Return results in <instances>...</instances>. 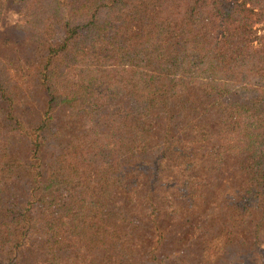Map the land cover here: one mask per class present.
<instances>
[{
    "label": "trees",
    "instance_id": "obj_1",
    "mask_svg": "<svg viewBox=\"0 0 264 264\" xmlns=\"http://www.w3.org/2000/svg\"><path fill=\"white\" fill-rule=\"evenodd\" d=\"M263 224L264 0H0V264H264Z\"/></svg>",
    "mask_w": 264,
    "mask_h": 264
},
{
    "label": "rangeland",
    "instance_id": "obj_2",
    "mask_svg": "<svg viewBox=\"0 0 264 264\" xmlns=\"http://www.w3.org/2000/svg\"><path fill=\"white\" fill-rule=\"evenodd\" d=\"M8 20L10 21H15L16 20V15L15 13H12L8 16ZM254 23L255 22L254 20ZM218 102L217 99H204L203 101H201L200 103H198L194 109L190 110L191 111V115L194 118H202L203 115H206V111L210 108V119L211 120H216L217 118V113L218 110L214 109L213 107H215L216 103ZM189 113V112H188ZM174 115L170 114L169 118H167V121L170 122L171 124L175 123L176 126L179 124L180 126L182 125L180 122L181 121H176L174 120ZM182 117V116H180ZM177 117V118H180ZM167 122V125L169 124ZM178 123V124H177ZM166 125V124H165ZM174 125V124H173ZM150 159H154L155 156L154 155H150L149 157ZM223 193H221V196L219 198H215L216 200H226L228 202V205L230 206H235L237 203H239L242 199H243V192L238 189V188H233V186L228 185V187L222 191ZM225 201H222L219 204V207H212L211 210V215L213 217L214 220H222L225 218V214L223 213V203ZM256 218H259L258 215H256ZM118 226L124 230H128L126 225H122V224H118ZM261 237L262 240H264V224L262 226L261 229ZM98 239V240H97ZM71 240V239H70ZM97 240V241H96ZM138 242H140V239L138 240ZM107 243V239L106 238H95L91 241L90 244L86 245L83 243H79L77 241H71L69 244L67 243L63 248L60 249L58 255H57V259H56V264H83L85 262H88L91 258H92V249L95 246H99L101 247L104 246ZM165 250H164V254H165ZM228 257L230 260H239V259H243L246 258V250L245 247L243 246V244H239V245H230V247L228 248ZM256 264H259V261H256Z\"/></svg>",
    "mask_w": 264,
    "mask_h": 264
}]
</instances>
